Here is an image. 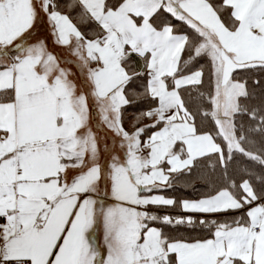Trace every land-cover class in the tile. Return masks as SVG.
Segmentation results:
<instances>
[{"label": "snow or ice", "instance_id": "snow-or-ice-1", "mask_svg": "<svg viewBox=\"0 0 264 264\" xmlns=\"http://www.w3.org/2000/svg\"><path fill=\"white\" fill-rule=\"evenodd\" d=\"M0 264H264V0H0Z\"/></svg>", "mask_w": 264, "mask_h": 264}, {"label": "trees", "instance_id": "trees-1", "mask_svg": "<svg viewBox=\"0 0 264 264\" xmlns=\"http://www.w3.org/2000/svg\"><path fill=\"white\" fill-rule=\"evenodd\" d=\"M236 163L240 168L248 167V165L246 163L241 164L239 160ZM252 171H253L254 176H258L259 175V166L258 165L254 166ZM203 191H204V188L199 183H197V185H196V190H193V188L191 186H186L181 181H177L175 189L169 190L164 194L166 196L176 197L178 199H181V198L196 199L203 193ZM173 214H175V213H173Z\"/></svg>", "mask_w": 264, "mask_h": 264}, {"label": "crops", "instance_id": "crops-1", "mask_svg": "<svg viewBox=\"0 0 264 264\" xmlns=\"http://www.w3.org/2000/svg\"><path fill=\"white\" fill-rule=\"evenodd\" d=\"M46 33L44 32V30L42 29L41 30V35H45ZM97 242H100V247L102 248V241H103V238H102V231H98L97 234Z\"/></svg>", "mask_w": 264, "mask_h": 264}, {"label": "rangeland", "instance_id": "rangeland-1", "mask_svg": "<svg viewBox=\"0 0 264 264\" xmlns=\"http://www.w3.org/2000/svg\"><path fill=\"white\" fill-rule=\"evenodd\" d=\"M99 244H100V242H98ZM101 249H103V241H102V248Z\"/></svg>", "mask_w": 264, "mask_h": 264}]
</instances>
